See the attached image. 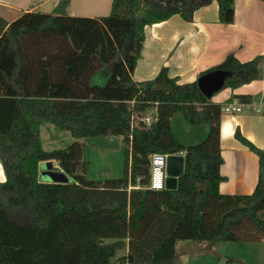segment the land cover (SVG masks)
Wrapping results in <instances>:
<instances>
[{"label": "trees", "instance_id": "obj_1", "mask_svg": "<svg viewBox=\"0 0 264 264\" xmlns=\"http://www.w3.org/2000/svg\"><path fill=\"white\" fill-rule=\"evenodd\" d=\"M212 1L112 0L110 12L94 18L37 11L7 22L0 15V163L5 174L0 181V264L153 262L185 216L160 193L187 205L193 240L209 245L264 240V150L236 127L235 138L258 156L257 184L249 194L221 193L219 183L226 179L220 173L222 105L201 93L196 80L179 83L167 67L152 79L132 78L147 25L174 14L191 21ZM216 1L220 21L231 23L234 0ZM217 68L230 73L213 96L260 79L263 56L241 62L229 53L200 75ZM96 73L104 74L107 83L94 84ZM237 97L251 102L248 94ZM177 112L190 125L209 124L203 140L179 141L171 128ZM145 114L149 125L140 120ZM44 122L95 146L115 147V138L122 137L123 175L88 179L78 141L44 150ZM155 152L182 153L175 189L149 187V156ZM47 160H56L70 181H41L40 163ZM47 212L73 231L70 241L55 238L54 227L43 219ZM126 246L127 253L115 257ZM173 261L171 250L162 262Z\"/></svg>", "mask_w": 264, "mask_h": 264}, {"label": "crops", "instance_id": "obj_2", "mask_svg": "<svg viewBox=\"0 0 264 264\" xmlns=\"http://www.w3.org/2000/svg\"><path fill=\"white\" fill-rule=\"evenodd\" d=\"M71 1L0 0V15L7 22H11L25 12L38 11L58 15L52 11L63 3L64 13L60 15L92 18L101 16L97 12H81L75 4L72 6ZM111 1L106 0V4L109 3L111 6ZM14 8L16 12L6 17L5 14ZM229 53L241 62L258 55L263 56V72L260 79L235 89L224 88L211 98L222 107L238 104L241 107L239 111L222 113L220 148L224 162L220 166V173L226 179L219 183V191L224 194H249L257 184L258 156L235 138L234 131L238 127L246 139L264 150V117L255 114L256 112L264 113V103L241 102L237 97L240 94L249 95V92H255V90L264 93V0H234V18L228 24L220 21L218 3L213 0L208 5L197 9L191 21H186L178 14H174L167 20L147 25L144 29L140 57L136 62L132 78L137 81L152 79L162 67H167L169 76L176 77L179 83L190 82L196 80L203 70L218 64ZM255 83L260 84L258 89H253ZM175 115L176 113L171 118V128L181 143L189 145L204 139L209 129L208 123L190 125L184 118L181 120ZM173 118H175L174 121ZM178 131L182 133L181 136L178 135ZM175 155L180 156V154ZM51 161L57 163L56 160ZM54 168L62 170L59 166ZM4 178L5 174L0 163V180ZM69 181L68 176L67 182ZM132 187L137 186L128 185V189ZM160 198L170 208L184 212L185 223L182 222L163 244L161 251L157 253L159 261L156 258L153 262L126 264H164L162 261L169 256L175 241H177V251L172 264L192 262L203 253L214 250V246L219 242L209 245L207 240L191 239L190 210L181 199L171 197L167 193H160ZM180 237H187V239H179ZM125 240L127 241V238ZM243 242L257 243V241ZM258 242L262 244V263L264 264V240ZM127 250L126 246L118 251L120 252L118 256L125 255ZM230 260L227 259V264ZM234 262L231 264H244L241 260Z\"/></svg>", "mask_w": 264, "mask_h": 264}, {"label": "rangeland", "instance_id": "obj_3", "mask_svg": "<svg viewBox=\"0 0 264 264\" xmlns=\"http://www.w3.org/2000/svg\"><path fill=\"white\" fill-rule=\"evenodd\" d=\"M110 2V0H109ZM72 6L80 10L81 12H97L98 15H107L109 11V6L106 4V0H72ZM50 5V4H47ZM108 6V7H107ZM7 11V10H6ZM8 14L4 13L6 17L16 12V9L10 10ZM24 14V13H23ZM21 14V15H23ZM20 15V16H21ZM3 17V16H2ZM4 18V17H3ZM18 18V17H17ZM16 18V19H17ZM15 20V19H14ZM12 20V21H14ZM108 81L104 74L96 73L92 77V82L98 85H104ZM260 87L259 83H255L253 89H258ZM251 101H256L264 103V93L259 91L249 92ZM224 112V111H222ZM255 113V112H254ZM260 117H264V113H255ZM175 117L183 119L180 112H177ZM175 118H173V121ZM176 123V122H173ZM183 130V129H181ZM178 135L181 136V132L178 131ZM259 136V134H258ZM40 140L42 143V148L44 150H52L57 148H64L73 141H78L83 144L84 152L83 158L88 162L87 169L85 171V176L88 179L93 180H105L111 178H118L123 175L124 170V142L122 137L115 138V147H102L90 144L84 138H74L68 130H62L54 126L49 122H44L40 125ZM239 141V140H238ZM49 163L53 167H57V163L51 160L44 161L43 163ZM43 163H40V169L43 167ZM4 177V176H3ZM5 180V178H4ZM2 181V180H0ZM48 190L44 188L43 199L48 200L47 192ZM54 193V192H53ZM261 217H264V211L260 213ZM43 219L48 225H52L55 231V238L57 240H67L70 241L73 238V231L66 230L61 227L58 220H55L51 213L47 212L43 214ZM185 223V221H183ZM176 242L173 243V257L176 256ZM120 252L116 253L118 256ZM163 258V256H162ZM221 258L231 259L233 263L236 260L243 261L244 264H263L262 263V244L257 243H245V242H232V241H220L214 250L208 253H203L198 257L197 260L192 262H186L185 264H218ZM236 263V262H234Z\"/></svg>", "mask_w": 264, "mask_h": 264}, {"label": "water", "instance_id": "obj_4", "mask_svg": "<svg viewBox=\"0 0 264 264\" xmlns=\"http://www.w3.org/2000/svg\"><path fill=\"white\" fill-rule=\"evenodd\" d=\"M52 13L58 15L63 14L64 4H59L52 11ZM229 73V70L217 68L199 75L196 78V82L200 92L203 93L206 97H212L216 91L222 88L225 78L229 75ZM182 171V156L169 155L166 159V189L176 188L177 178L182 173ZM39 178L41 181L49 183H64L68 181V176L63 170H58L46 162L43 163V167L39 171ZM218 264H227V259L221 258Z\"/></svg>", "mask_w": 264, "mask_h": 264}, {"label": "built area", "instance_id": "obj_5", "mask_svg": "<svg viewBox=\"0 0 264 264\" xmlns=\"http://www.w3.org/2000/svg\"><path fill=\"white\" fill-rule=\"evenodd\" d=\"M241 109L240 104L237 106L226 105L222 107V111H239ZM140 120L145 124H150V116L148 114L140 116ZM181 154V153H180ZM169 154H163L155 152L150 154V178H149V187L154 190H162L165 188V179H166V159Z\"/></svg>", "mask_w": 264, "mask_h": 264}]
</instances>
